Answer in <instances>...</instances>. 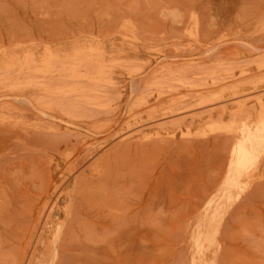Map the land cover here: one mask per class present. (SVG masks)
Here are the masks:
<instances>
[{
	"label": "rangeland",
	"instance_id": "1",
	"mask_svg": "<svg viewBox=\"0 0 264 264\" xmlns=\"http://www.w3.org/2000/svg\"><path fill=\"white\" fill-rule=\"evenodd\" d=\"M0 264H264V0H0Z\"/></svg>",
	"mask_w": 264,
	"mask_h": 264
},
{
	"label": "bare ground",
	"instance_id": "2",
	"mask_svg": "<svg viewBox=\"0 0 264 264\" xmlns=\"http://www.w3.org/2000/svg\"><path fill=\"white\" fill-rule=\"evenodd\" d=\"M85 78V77H84ZM90 81V80H89ZM91 81H93V80H91ZM74 91V90H73ZM68 94V93H67Z\"/></svg>",
	"mask_w": 264,
	"mask_h": 264
}]
</instances>
